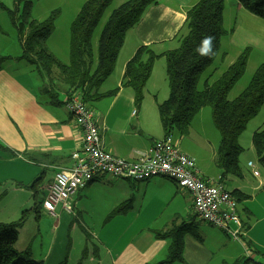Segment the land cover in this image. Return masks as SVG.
<instances>
[{
  "label": "crops",
  "instance_id": "1",
  "mask_svg": "<svg viewBox=\"0 0 264 264\" xmlns=\"http://www.w3.org/2000/svg\"><path fill=\"white\" fill-rule=\"evenodd\" d=\"M198 1L159 0L149 7L141 21L130 30L136 44L120 57L109 82L106 79L98 87V93L104 94L120 86L125 64L139 46H148L157 54L165 51V46L181 34L186 11ZM0 3L7 6L1 0ZM226 3L222 27L227 10L233 18V31L230 33L223 27L225 33L222 37L231 48L226 47L224 52H220V40L218 55L199 77V89L205 83L216 81L234 63L235 55L236 60L246 48H250L251 52L256 49L254 63L264 61V20L249 14L235 0H226ZM32 8L35 20L43 21L45 17L34 15ZM251 26L261 32L247 35L246 30ZM49 39L52 38L48 37L45 41L47 50L68 65L69 54L66 59L57 57L56 51L62 48L57 49ZM92 45L95 53L97 41L95 46L93 42ZM64 47L62 50L68 51L67 44ZM227 50L232 53H227ZM20 56L21 47L15 31L0 8V57H8L0 65V183L17 179L26 185L25 188L30 187L37 203L42 190L36 216L33 217L29 210L26 214V220L32 219L31 244H19L18 233L14 245L17 252L29 249L31 258L41 264L61 263L63 257L56 246V229L58 223L71 221L74 217L94 237L99 238L95 252L81 263L80 259L75 260L76 264L158 263L166 259L171 239H156L155 233L182 223L187 226V232L182 237V260L172 264H231L245 257L255 264H264V176L254 167V158L249 155L243 157L240 152V177L227 175L221 181L222 171L213 162L220 138L210 128L207 113L206 119H196L192 123L186 135L173 132L170 136L179 150L194 160L204 180L221 185L230 192L238 191L249 196L238 203L242 211L240 213L239 209L237 213L244 231L240 240L231 239L218 228L200 221L193 211L190 194L164 177L132 181L99 176L68 199V212L58 206L53 216L48 215L42 208L46 186L58 168L72 166L70 155L80 151L82 131L64 105L65 98L71 94L69 86L55 75L48 78L39 66L20 60ZM150 76L153 77V72ZM117 90L113 96L87 102V106L94 113L104 150L118 159L132 162L136 152L147 150L155 140L164 137L156 110L158 102H155V110L147 102L137 106L129 92L132 90L128 87ZM153 92L149 91L150 94ZM262 123L250 130V136L264 125ZM183 137L186 138L181 142ZM194 140L200 141L201 146L193 147ZM238 143L241 148L242 136ZM254 171L257 176L253 175ZM30 179L33 180L32 185L27 183ZM36 180L37 185L32 188ZM125 202H130L125 212L110 216L117 206ZM255 208L263 214L262 219L255 216ZM47 222L50 224L48 227ZM41 229L47 242L41 238L37 241L38 236L41 237ZM106 236L107 240H104ZM246 243L253 251L246 247ZM36 244L41 250L38 253L34 248Z\"/></svg>",
  "mask_w": 264,
  "mask_h": 264
},
{
  "label": "trees",
  "instance_id": "2",
  "mask_svg": "<svg viewBox=\"0 0 264 264\" xmlns=\"http://www.w3.org/2000/svg\"><path fill=\"white\" fill-rule=\"evenodd\" d=\"M35 1L38 0H13L14 9L8 11L10 25L21 47L19 59L39 66L48 78L55 75L69 86V92H78L81 100L87 104L117 93L118 90L99 94L98 87L112 73L125 33L134 29L146 10L159 0H128L113 9L100 32L95 53L92 34L113 0H86L70 26L68 65L56 59L45 46L46 39L52 33L55 14L43 21L32 19L31 8ZM235 1L249 14L264 20V0ZM223 7V0H199L185 13V34L178 35L179 46L159 54L148 46H139L125 64L120 84V87L133 91L135 104L138 105L155 59L165 57L169 95L165 102L157 105L164 136H170L173 132L184 136L193 117L203 107H210L213 125L220 135L214 162L222 171L221 181L227 175L240 177L241 150L237 140L264 102V61L256 68L246 88L233 100L228 99L231 89L246 70L250 48L244 49L216 81L198 88L199 77L218 55L220 40L225 33L222 27ZM0 8L6 11L1 3ZM205 35L215 38V54L211 57H200L195 51ZM7 58L0 57V65ZM251 146L257 163L264 169V125L252 134ZM37 182L33 184L37 185ZM231 195L237 204L249 198L238 191H232ZM129 205L130 202L120 204L110 216L125 212ZM20 226L21 223L0 224V264H41L33 260L29 252L16 251L14 245ZM186 232L187 226L182 223L155 233L156 239H171L166 259L155 264H172L182 260V237ZM64 263L63 260L59 264ZM251 263V259L243 258L231 264Z\"/></svg>",
  "mask_w": 264,
  "mask_h": 264
},
{
  "label": "rangeland",
  "instance_id": "3",
  "mask_svg": "<svg viewBox=\"0 0 264 264\" xmlns=\"http://www.w3.org/2000/svg\"><path fill=\"white\" fill-rule=\"evenodd\" d=\"M4 3L7 4L6 11L3 13L5 14V18L7 20V23L10 24V20L8 19V11H12L14 9V3L13 0H1ZM86 0H39L36 1V5L34 7V9L32 8L33 14L34 15H42L43 17H45L44 19H48L53 13L55 14L53 19H52V33L50 34L49 37H51L52 42L55 43L57 49H59L60 47L64 50V44H67V49H69V36H70V26L72 21L75 18V15L78 13L79 9L81 8V6L83 5V3ZM128 0H113L112 3L108 6V8L105 10L104 14L102 15L99 24L97 25V27L95 28L94 32H93V36H92V42L94 44V46L96 45V41H98L100 32L102 30V28L104 27L111 11L117 7H119L121 4H123L124 2H126ZM180 1V0H179ZM225 6H227L226 0L224 1ZM20 11V8H19ZM17 13V12H16ZM32 19H36L32 14H31ZM43 19V20H44ZM42 21V20H41ZM232 22H233V18L231 16H229L228 11H225V17H224V22H223V27L225 30H230L229 32L232 33L233 30L232 29ZM8 29H10V27H8ZM259 32H261L258 28L251 26L249 28H247L246 30V34L247 35H252V34H259ZM185 34V30L183 29L180 36ZM228 41L225 40L223 37L221 39V49L220 52H224L226 47H230L231 45H229L227 43ZM178 43V45H177ZM63 44V46H62ZM136 43L133 39L132 36V31H127L124 35V41L123 44L118 52L117 58H116V62H115V66L114 69L112 71V73L110 74V76L107 78L106 82H109L110 77L112 76L113 72H115V67L116 64L118 63V61L120 60V57L122 58V56L128 52V49L131 46H134ZM179 46V42L178 40H174L173 42H171V44L169 43L168 45L165 46L164 50H173L176 49ZM62 49H59L56 51V55L57 57H64V59L67 58L68 56V51H63ZM249 51V61L246 67V70L244 72V74L239 78V80L235 83V85L233 86V88L231 89L230 93H229V100L232 99L233 96L237 97L248 85L252 75L254 74L256 68L263 62H261L260 60L256 63L253 62V60L257 57L256 49H253V51L251 52ZM227 53H230L229 50H227ZM232 53V52H231ZM230 53V54H231ZM233 55V54H232ZM231 57H234L232 56ZM236 57V55H235ZM235 57L233 59V61H235ZM229 58V57H228ZM230 59V58H229ZM152 72H153V77H151V79L148 83V87L143 90V96H142V100L140 101V103L146 104L149 103L151 104V106L153 107V110H155V102H158L156 104V110H157V105L161 104L163 102H165L168 98L169 95V86H168V82H167V78H166V60L165 57L163 56H159L155 59L154 65L152 67ZM151 72V75H152ZM202 75V74H201ZM200 75V76H201ZM122 81V79H121ZM147 81V82H148ZM146 82V84H147ZM211 82H214V80H212ZM121 84V83H120ZM110 85V83H108V86ZM120 86L118 85L116 88H114L111 91L116 92V90L119 88ZM121 88V87H120ZM202 87H200L201 89ZM131 90V89H129ZM154 91L153 93H149V91ZM130 94L133 97V101H135V95L133 93V91H129ZM234 97V98H235ZM233 98V99H234ZM232 99V100H233ZM140 103H137L138 105ZM137 105V106H138ZM206 113H207V118L209 120V124H210V128L213 130V132L216 134V136L218 138H220V135L218 133V131L216 130V128L213 125L212 122V110L210 107H203L192 119L191 124L188 128V130L191 128L192 123L196 120V119H206ZM158 114V111H157ZM205 114V115H204ZM264 123V102L261 105V107L259 108L257 114L255 115V117H253L247 124L245 129L241 132V134L238 137V140L240 138V136H242V144H241V148L239 146L238 140V146L241 150V154L243 155V157H247L248 155L251 156L252 158H254V167L256 166V168L260 171V173L264 176V169L257 163L256 160V155L253 149L248 150L249 148V144L251 143V136H250V130L257 128L258 125L260 123ZM262 123V125H263ZM188 132V131H187ZM187 134V133H186ZM185 134V135H186ZM186 137H183L181 142L183 141V139ZM188 141H190V139H186ZM220 141V140H219ZM219 145V142H218ZM217 145V147H218ZM201 146L200 141L198 140H194L193 141V147L198 148ZM216 147V149H217ZM217 151V150H215ZM214 154H216V152H214ZM214 157V155H213ZM215 160V157L213 159V162ZM198 166V165H197ZM39 178V176H38ZM32 179H30L27 183L28 185H32ZM26 185L21 184L17 179H10L6 182H1L0 183V224L1 223H21V226L18 227L17 229V233L20 234V242L22 245L23 244H31V236H30V232H31V220L32 219H27V210H29L32 214V216H36L35 213L37 212L36 207L38 209H40V202L42 200V196H41V192L39 194V198H38V203L36 202L35 198H33V194H32V190L29 188H25ZM36 187L35 185L32 186ZM16 188L18 190H16ZM241 208V206H240ZM239 206L237 204V211H239ZM255 216L257 217V219H262L263 214H259V211L257 208H255ZM242 209H240V213H241ZM46 219V218H45ZM66 219V218H65ZM22 221V222H21ZM250 224V222H249ZM264 224V223H263ZM50 226V224L47 222V227ZM23 227V228H22ZM41 233V237L38 236L37 241L40 240V238L43 241H46V238L43 235L42 229L40 231ZM109 233V232H108ZM108 235V234H107ZM56 236H57V248L61 253V257H63L62 260H64V264L67 263V261H69V264H76L75 260L80 259L79 262L81 263L83 260L89 258L93 252H95V248L97 246V241L99 240V238L94 237V234L88 230H86L81 224L80 221H75V218L72 217L71 221H61L60 223H58V227L56 229ZM104 240H107V236L103 238ZM64 247V248H63ZM246 247H248L250 249V251H253V248L250 247V244L248 245L246 243ZM34 248L36 249V253H38L40 250V248L37 246V244L34 246ZM31 252L29 251V249L25 250L24 252ZM34 251V250H33ZM24 252H19V253H24ZM246 258V257H245Z\"/></svg>",
  "mask_w": 264,
  "mask_h": 264
},
{
  "label": "built area",
  "instance_id": "4",
  "mask_svg": "<svg viewBox=\"0 0 264 264\" xmlns=\"http://www.w3.org/2000/svg\"><path fill=\"white\" fill-rule=\"evenodd\" d=\"M64 105L82 131V144L80 151L70 155L72 166L58 168L46 186L42 208L48 215L53 216L58 206L68 212V199L99 176L132 181L164 177L190 194L193 211L200 221L218 228L231 239H241L244 231L231 192L204 180L194 160L179 150L172 136L155 140L147 150L136 152L134 161L125 162L104 150L94 113L78 92L69 94ZM253 175L257 176V172Z\"/></svg>",
  "mask_w": 264,
  "mask_h": 264
},
{
  "label": "clouds",
  "instance_id": "5",
  "mask_svg": "<svg viewBox=\"0 0 264 264\" xmlns=\"http://www.w3.org/2000/svg\"><path fill=\"white\" fill-rule=\"evenodd\" d=\"M214 37L211 35H205L195 51L200 57H211L214 55Z\"/></svg>",
  "mask_w": 264,
  "mask_h": 264
}]
</instances>
